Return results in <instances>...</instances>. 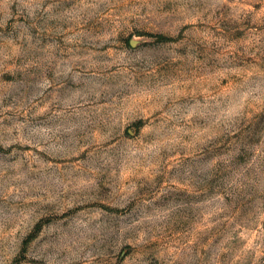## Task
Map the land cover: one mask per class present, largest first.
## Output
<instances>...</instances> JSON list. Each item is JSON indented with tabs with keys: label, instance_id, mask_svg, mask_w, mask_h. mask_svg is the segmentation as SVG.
Masks as SVG:
<instances>
[{
	"label": "rangeland",
	"instance_id": "1",
	"mask_svg": "<svg viewBox=\"0 0 264 264\" xmlns=\"http://www.w3.org/2000/svg\"><path fill=\"white\" fill-rule=\"evenodd\" d=\"M0 264H264V0H0Z\"/></svg>",
	"mask_w": 264,
	"mask_h": 264
}]
</instances>
